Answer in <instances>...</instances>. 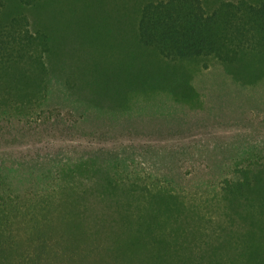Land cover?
Returning <instances> with one entry per match:
<instances>
[{
    "label": "trees",
    "instance_id": "1",
    "mask_svg": "<svg viewBox=\"0 0 264 264\" xmlns=\"http://www.w3.org/2000/svg\"><path fill=\"white\" fill-rule=\"evenodd\" d=\"M210 66L264 81V0H0V124L51 114L53 91L113 115L188 97ZM246 159L206 189L118 163L0 186V264H264V157Z\"/></svg>",
    "mask_w": 264,
    "mask_h": 264
},
{
    "label": "rangeland",
    "instance_id": "2",
    "mask_svg": "<svg viewBox=\"0 0 264 264\" xmlns=\"http://www.w3.org/2000/svg\"><path fill=\"white\" fill-rule=\"evenodd\" d=\"M191 83L188 97L134 96L115 115L60 100L53 91L45 106L56 107L51 114L0 124V186L55 187L53 177L63 171L90 183L96 166L118 163L206 189L247 157H264V81L242 85L210 66Z\"/></svg>",
    "mask_w": 264,
    "mask_h": 264
}]
</instances>
